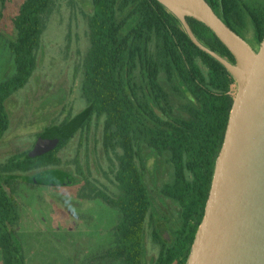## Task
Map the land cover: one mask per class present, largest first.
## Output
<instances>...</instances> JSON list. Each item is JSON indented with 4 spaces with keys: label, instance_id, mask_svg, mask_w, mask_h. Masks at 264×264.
Wrapping results in <instances>:
<instances>
[{
    "label": "rangeland",
    "instance_id": "374dc122",
    "mask_svg": "<svg viewBox=\"0 0 264 264\" xmlns=\"http://www.w3.org/2000/svg\"><path fill=\"white\" fill-rule=\"evenodd\" d=\"M244 1L264 5V0ZM23 2L0 1V83L15 73L10 43L16 38L14 18ZM128 13L123 15V36L137 21L136 15ZM92 15V0H50L42 13L36 66L26 83L4 101L8 128L0 138V179L17 210V220L9 230L24 254V264H123L111 254L122 218L115 203L125 194L116 177L122 150L116 146L106 152V117L91 113L83 92ZM241 32L249 43L256 42L250 24ZM167 41L165 30L159 27L147 52L146 64L155 84L152 89L142 73L140 58L136 60L134 84L143 105L171 120L183 118L184 107L198 102L174 66L177 90L167 79ZM196 62L209 81V68L200 58ZM236 88L237 79L229 93L232 98ZM77 118H81L78 127L60 138ZM53 148L59 162L39 165L38 158ZM135 150V163L149 197L142 264H155L161 250L173 245L175 232L182 227V209L177 200L163 192L175 179L169 151L146 143H135ZM100 193L113 202L104 200ZM0 264H8L1 251Z\"/></svg>",
    "mask_w": 264,
    "mask_h": 264
},
{
    "label": "trees",
    "instance_id": "16d2710c",
    "mask_svg": "<svg viewBox=\"0 0 264 264\" xmlns=\"http://www.w3.org/2000/svg\"><path fill=\"white\" fill-rule=\"evenodd\" d=\"M2 1V0H0ZM216 13L233 30L251 25L256 51L264 37V5L244 0H207ZM50 0H24L14 26L16 38L10 43L14 58V75L0 83V138L8 128L4 101L15 89L22 87L36 66L35 50L42 32V13ZM90 19L91 47L86 58L83 92L91 104V113L105 115L103 144L107 153L118 146L117 180L125 194L116 201L122 218L116 232L117 245L111 249L114 258L123 264H142V236L149 197L135 163V143L169 151L175 171L173 184L164 193L177 200L182 209L183 224L175 232V241L162 249L155 264H187L198 225L203 217L232 97L234 75L211 53L198 47L190 38L180 19L159 0H92ZM136 15L137 21L128 35L123 36L125 13ZM2 13L0 11V19ZM198 40L208 49L235 63L227 46L203 22L187 16ZM162 27L166 38V76L173 88V66L179 77L187 81L198 104L186 105L183 118L166 120L143 105L137 98L134 72L136 60H142L144 77L152 89L154 79L146 64L148 49L156 30ZM245 38V37H244ZM173 39V41H171ZM200 58L209 68L206 81L196 62ZM162 93V88L157 86ZM165 95V93L163 92ZM56 149L38 158V164H57ZM102 198L113 202L108 195ZM18 214L13 199L0 179V251L8 264H24V254L13 238Z\"/></svg>",
    "mask_w": 264,
    "mask_h": 264
},
{
    "label": "water",
    "instance_id": "95a60500",
    "mask_svg": "<svg viewBox=\"0 0 264 264\" xmlns=\"http://www.w3.org/2000/svg\"><path fill=\"white\" fill-rule=\"evenodd\" d=\"M182 22L191 40L216 57L237 88L203 213L187 264H264V37L255 51L207 0H185L193 12L159 0ZM205 23L235 58L228 61L201 43L187 19ZM81 118L63 133L74 131Z\"/></svg>",
    "mask_w": 264,
    "mask_h": 264
},
{
    "label": "bare ground",
    "instance_id": "6f19581e",
    "mask_svg": "<svg viewBox=\"0 0 264 264\" xmlns=\"http://www.w3.org/2000/svg\"><path fill=\"white\" fill-rule=\"evenodd\" d=\"M168 1L183 11L193 12L192 8L188 6L185 0H168Z\"/></svg>",
    "mask_w": 264,
    "mask_h": 264
},
{
    "label": "flooded vegetation",
    "instance_id": "af4514ba",
    "mask_svg": "<svg viewBox=\"0 0 264 264\" xmlns=\"http://www.w3.org/2000/svg\"><path fill=\"white\" fill-rule=\"evenodd\" d=\"M251 44H252V43H251ZM64 135H66V133H65V132H64V133L61 132V133H60V138H62Z\"/></svg>",
    "mask_w": 264,
    "mask_h": 264
}]
</instances>
